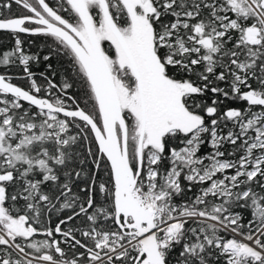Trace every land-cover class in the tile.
Returning a JSON list of instances; mask_svg holds the SVG:
<instances>
[{
  "label": "snow or ice",
  "instance_id": "6c2138e0",
  "mask_svg": "<svg viewBox=\"0 0 264 264\" xmlns=\"http://www.w3.org/2000/svg\"><path fill=\"white\" fill-rule=\"evenodd\" d=\"M0 33V264H264V0H5Z\"/></svg>",
  "mask_w": 264,
  "mask_h": 264
},
{
  "label": "flooded vegetation",
  "instance_id": "af4514ba",
  "mask_svg": "<svg viewBox=\"0 0 264 264\" xmlns=\"http://www.w3.org/2000/svg\"><path fill=\"white\" fill-rule=\"evenodd\" d=\"M4 2H5V0H0V3H4ZM12 13L14 15H25V14H27L25 10H23L22 8L18 7L15 4H13ZM29 37L30 36H22V39L25 40V43H28L30 41V38ZM39 38H43V37H39ZM11 45H12V40H11L10 35L9 34H6V33H0V50H2L4 48H10ZM13 71H17V70L14 69ZM15 80L20 81L22 83L20 85H23V84L26 83L25 81H23L21 79H15ZM15 80H13V83H16ZM74 94L77 95V96H80L82 94V90L79 89V88H77L75 90ZM55 223H56V218L53 217L52 218V224L55 225Z\"/></svg>",
  "mask_w": 264,
  "mask_h": 264
},
{
  "label": "trees",
  "instance_id": "16d2710c",
  "mask_svg": "<svg viewBox=\"0 0 264 264\" xmlns=\"http://www.w3.org/2000/svg\"><path fill=\"white\" fill-rule=\"evenodd\" d=\"M29 38H30V41H29V42H31V41H35L34 44H31V47H30V49H29V51H30L31 53H35V52L39 51L40 47H43V44H44V38L31 37V36H30ZM29 42H28V43H25V46H26V47H28ZM44 51L46 52V51H47V48H45ZM42 55H43V53H41V56H42ZM45 63H46V62H42L39 66H34V67H33V71H36V72L43 71V70H44V64H45ZM58 66H59V64L57 63V67H58ZM49 75H51V74L49 73ZM57 79H59V77H58ZM37 80H38V82L43 83V81L41 80V78H40L39 76H37ZM15 82H16L17 84H22V83H21L20 81H18V80H15ZM22 86L27 87V84H23ZM41 95H43V93H41ZM77 219L79 220V218H77Z\"/></svg>",
  "mask_w": 264,
  "mask_h": 264
},
{
  "label": "rangeland",
  "instance_id": "374dc122",
  "mask_svg": "<svg viewBox=\"0 0 264 264\" xmlns=\"http://www.w3.org/2000/svg\"><path fill=\"white\" fill-rule=\"evenodd\" d=\"M26 84V83H25Z\"/></svg>",
  "mask_w": 264,
  "mask_h": 264
}]
</instances>
